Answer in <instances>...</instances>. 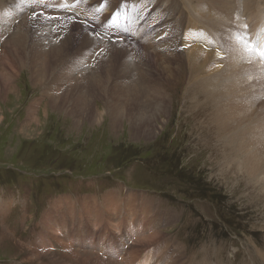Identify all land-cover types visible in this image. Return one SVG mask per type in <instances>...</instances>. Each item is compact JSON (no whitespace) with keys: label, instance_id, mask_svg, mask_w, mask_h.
Returning <instances> with one entry per match:
<instances>
[{"label":"rangeland","instance_id":"obj_1","mask_svg":"<svg viewBox=\"0 0 264 264\" xmlns=\"http://www.w3.org/2000/svg\"><path fill=\"white\" fill-rule=\"evenodd\" d=\"M50 1L41 4L49 7ZM62 1L58 4L71 15L73 9L82 10L87 19L99 20L93 25L100 20L111 23L118 4L131 1L132 15L134 4L139 3L142 14L136 27L140 32L130 41L138 45L148 38L145 33L159 27L158 20L148 15L150 0ZM163 2L175 6L174 0ZM110 23L105 24L111 29ZM12 25L15 28L19 22ZM192 30L191 40L182 45H202L206 54H212L207 70L224 69L225 49L218 40L212 33ZM5 48L0 44V52ZM15 65L20 72L13 85L19 93L0 95V264H74L54 255L65 237L81 259L95 253L111 258V264H264V201L243 182V175L226 166L209 132L214 111L206 107V99L192 96L182 101L189 76L181 78L183 86L169 88L167 113L155 124L148 123L149 128L143 121L155 112L151 100L144 106L145 98H140L137 107L125 108L119 118L122 109H116V114L110 108L113 99L117 102L110 92L94 103L93 110L103 111V122L93 124L77 115L81 123L76 125L77 118L51 107L45 118L50 98H43L42 87L35 88L28 69ZM1 67L0 62L3 74ZM240 80L237 92L260 112L264 84L258 86L246 77ZM217 85H221L218 80ZM132 99L125 100L126 107ZM197 101L208 116L201 115V109L199 117L192 113ZM38 102L40 125L28 126L30 106ZM116 117L120 123L113 128L111 118ZM136 126L143 129L138 132ZM108 195H114L112 201ZM149 238L154 242L144 246ZM41 244L50 248L43 250ZM133 249L125 263L124 257ZM88 259L87 264L97 261Z\"/></svg>","mask_w":264,"mask_h":264},{"label":"bare ground","instance_id":"obj_2","mask_svg":"<svg viewBox=\"0 0 264 264\" xmlns=\"http://www.w3.org/2000/svg\"><path fill=\"white\" fill-rule=\"evenodd\" d=\"M174 1L172 9L163 0H150V5L154 3V9L157 8L154 16L165 20L153 38H147L145 33V43L138 45L130 42L138 35L133 33L136 29L132 30L131 26V1L127 5L121 3L115 7L118 8V13L111 20L110 29L102 20L100 24L93 25L92 23H99V20L85 19L87 13L82 10L78 12L76 19L66 6L64 8L63 4H58L63 3L62 0L50 1L55 6L52 4L49 7L42 5L41 0H36L33 10L30 8V0H0V44L6 47L0 52L3 55L0 57L3 68V74H0V95L19 93L13 85L15 76L20 72L15 64L19 63L21 69L30 71L29 78L35 88L42 87L43 98H50L48 107H43L45 118L48 116L47 109L51 107L52 110L63 111L77 118L76 125L81 123L80 120L100 124L104 120V114L98 109L93 110L94 103L110 92V97H117V102L112 100L115 101L114 105L109 104L110 108L116 114V109H122L120 116L118 114L119 118H123L125 108L137 107L140 98H145L142 101L144 106L151 100L156 105L155 112L150 116L146 114L143 121L149 128L148 123L155 124L167 113L169 88L179 84L183 86L182 81L189 76L190 81L182 101L192 96L206 99V107L214 111V117L209 119V132H213V139H216L214 142L217 149L223 152L222 158L226 166L231 167L230 171L235 169L237 174L243 175V182L253 187L252 190L258 197L262 196L264 201V109L261 107L260 112L256 111L237 92V88L242 85L241 77H246L248 82L258 83V86L264 84V0ZM86 2L91 3L90 0ZM141 9V6L135 9V18ZM13 22H19V25L14 28ZM191 29L212 33L218 40L220 47L225 49V57L222 58L224 69L217 68L213 73V69L207 70L212 54L211 51L206 54L207 49L204 50L202 45H182L185 39L191 40ZM155 37H159L160 41L155 40ZM132 57H135V63H132ZM193 72L194 77L191 76ZM217 80L222 87L217 85ZM121 97H132V104L129 103L126 107V99ZM39 103L30 106L28 126L40 123L36 116ZM202 106L198 102L196 107L188 109L193 110L196 117H199L198 109H201L200 114L206 117L209 113ZM77 115L84 119L79 120ZM119 118H111L110 125L117 126ZM136 128H139L138 132L143 129L142 126ZM149 133L148 136H152ZM112 196L114 195H108L107 200L112 201ZM153 240L146 239L144 246ZM48 247V244H41L43 250ZM58 249V254L54 255L74 264H87L89 257L97 260L93 259L95 264H111L112 261L111 258L104 259L94 252L86 254L89 256L87 259H81L74 248L67 244L66 237L62 239ZM133 253L134 249L127 252L125 263ZM261 258L264 261V254H261ZM145 264L150 263L147 261Z\"/></svg>","mask_w":264,"mask_h":264}]
</instances>
